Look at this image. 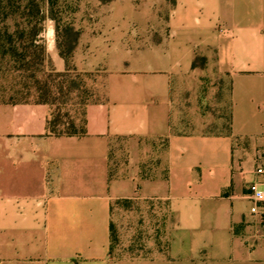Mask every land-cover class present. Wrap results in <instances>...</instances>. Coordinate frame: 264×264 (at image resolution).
<instances>
[{"label":"crops","instance_id":"0c3cea01","mask_svg":"<svg viewBox=\"0 0 264 264\" xmlns=\"http://www.w3.org/2000/svg\"><path fill=\"white\" fill-rule=\"evenodd\" d=\"M80 12L74 64L101 82L87 132L51 133L48 104L0 102V264H264L251 211L264 167V0H94ZM50 44L47 60L64 71ZM206 75L229 79L231 135L177 128L181 84ZM120 137L132 160L168 137V178L142 177L134 160L110 179ZM123 198L168 201L167 256L115 257Z\"/></svg>","mask_w":264,"mask_h":264},{"label":"rangeland","instance_id":"374dc122","mask_svg":"<svg viewBox=\"0 0 264 264\" xmlns=\"http://www.w3.org/2000/svg\"><path fill=\"white\" fill-rule=\"evenodd\" d=\"M59 2L63 8H67L68 14L64 15V21L75 23L82 15L80 7L92 5L94 0H59ZM71 6L76 7V10L72 11ZM43 8L47 12V2H43ZM69 12L73 13L69 14ZM44 26L46 44L49 41L53 44H50L51 49L57 47L55 21L48 17ZM73 65L75 70L70 71L66 76H58L56 71L59 70H56L54 61L49 58L44 70L39 74L40 78L50 82L57 98L55 104L49 105L51 117L60 108L65 121L76 117H79L80 121L85 105L100 97L101 82L97 80V72L78 70L74 64V56ZM71 81L76 82V89L69 92ZM61 84L64 86V92L57 88ZM179 91L177 103L179 111H181L182 122L177 125L178 130L185 132L226 131L230 109L228 77L206 75L194 81L188 80L181 84ZM25 96L31 100L38 96L32 80L29 78L25 80L23 76L10 72L0 73V101L23 99ZM211 116H215L216 119L212 124L206 126L205 124L211 119ZM60 128H65V125L62 124ZM143 145V151L138 157L133 156V159L148 176L161 175L164 171L162 162L165 148L164 139H147ZM145 146L149 148L148 151ZM134 160H132V156L130 157L125 142L116 140L112 156L114 171H117L120 176L128 175ZM171 214V206L166 200L133 199L131 203H115L113 210L114 224L117 229V240L113 250L115 257L142 259L157 255L167 256L171 245Z\"/></svg>","mask_w":264,"mask_h":264},{"label":"trees","instance_id":"16d2710c","mask_svg":"<svg viewBox=\"0 0 264 264\" xmlns=\"http://www.w3.org/2000/svg\"><path fill=\"white\" fill-rule=\"evenodd\" d=\"M43 2L48 3L47 12L43 8ZM71 10L75 11L76 7L71 6ZM71 13L69 12V14ZM66 14H68L67 8H63L59 0H0V73L10 72L23 76L25 80L26 78L32 80L38 93V96L34 100L38 103L51 105L55 104L57 100L54 95V88L50 82L39 77L47 61L44 22L48 17L56 23L57 47L60 55L66 62L65 71H56V75L66 76L67 73L75 70L73 56L79 43L81 30L76 28L72 21H64V15ZM206 62L207 58L205 56L196 55L193 65L194 67H203L206 65ZM75 85L76 82L71 81L68 91L71 92L76 89ZM57 88L61 92H64L62 84ZM28 101H31V99L25 96L23 99L3 100L0 102L20 103ZM86 121L85 107L80 121L79 117L65 121L61 109L58 108L48 120V129L56 135H82L87 132ZM62 124L65 125V128H60ZM205 132L231 135L230 113L226 131L214 132L207 130ZM125 139L120 137L117 140ZM162 139L165 141V152L169 144V138L162 137ZM112 156L113 152L110 155V179H113L117 175V171H114L112 167ZM141 174L144 178L157 177V175L148 176L143 171ZM162 176L165 179L168 178L167 168L164 169ZM132 200V198L118 199L114 202V205L119 202L131 203ZM114 205L112 206V210H114ZM116 240L117 229L115 224L112 223V250L115 247Z\"/></svg>","mask_w":264,"mask_h":264},{"label":"built area","instance_id":"2783aa9c","mask_svg":"<svg viewBox=\"0 0 264 264\" xmlns=\"http://www.w3.org/2000/svg\"><path fill=\"white\" fill-rule=\"evenodd\" d=\"M257 171L263 176V180L254 188V193L252 195L254 203L251 207V211L259 216L261 226L264 229V167H259Z\"/></svg>","mask_w":264,"mask_h":264}]
</instances>
